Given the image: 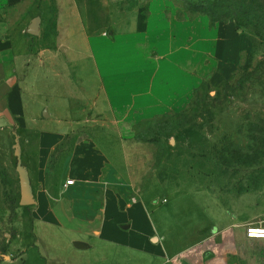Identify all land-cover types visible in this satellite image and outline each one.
<instances>
[{"label": "crops", "instance_id": "crops-1", "mask_svg": "<svg viewBox=\"0 0 264 264\" xmlns=\"http://www.w3.org/2000/svg\"><path fill=\"white\" fill-rule=\"evenodd\" d=\"M166 2L130 22L114 0L45 1L42 34L48 18L58 44L35 49L31 2L0 0V137L15 138L16 158L19 145L35 222L31 243L7 241L8 256L0 241V264H264L246 219L222 211L186 227L169 199L157 203L155 170L147 181L154 149L139 126L192 100L205 58L225 64L227 33L243 55L233 22L172 21L157 15Z\"/></svg>", "mask_w": 264, "mask_h": 264}, {"label": "rangeland", "instance_id": "rangeland-1", "mask_svg": "<svg viewBox=\"0 0 264 264\" xmlns=\"http://www.w3.org/2000/svg\"><path fill=\"white\" fill-rule=\"evenodd\" d=\"M29 1L32 5L30 15L41 16L43 3L48 0ZM114 1L120 9L128 12L130 22L137 18L138 11L145 22L151 15L149 6L152 0ZM165 1L169 3L166 2V7L163 6L157 15L161 13L172 18V21L175 19L182 23L196 20L201 15L209 17L204 13L189 11L187 3H193L202 11H212L217 17L226 19L213 24L209 17L211 28L218 23L233 22L237 34L243 39V55H239V58L235 56L234 51L239 44L236 39L230 40L233 35L227 33L226 39L230 45L227 46L228 42L225 46L219 45V55L225 64L205 58V63H209L205 65L203 73L194 71L200 83H196L192 100L179 111L145 121L139 126L138 138L154 149L151 158L155 160L153 167H147V181H152L155 170L161 184L157 203L163 206L169 199V207L172 205L174 208L173 218L178 222L186 221V227L197 225L205 214L222 211L232 220L240 217L246 219L249 225L262 224L264 0ZM45 25L46 32L42 34L41 28V35L34 38L30 47L41 49L57 46L58 43L52 39L56 35V26L48 18ZM15 145V138L0 137V181L3 189L0 241L6 245L1 248L4 256H8L9 240L31 243V227H35L31 208L25 211L26 207L21 205L23 188ZM171 193L179 195L175 197L177 200ZM201 204L203 208H200Z\"/></svg>", "mask_w": 264, "mask_h": 264}, {"label": "water", "instance_id": "water-1", "mask_svg": "<svg viewBox=\"0 0 264 264\" xmlns=\"http://www.w3.org/2000/svg\"><path fill=\"white\" fill-rule=\"evenodd\" d=\"M41 22H42V19L40 17L35 18L32 21L27 31L28 34L34 37H38L41 33ZM16 150H17L18 171H19V176H20V182L23 188V197H22L21 205L23 207H30L34 204L32 188H31L28 176H27V170L25 167H23L22 162H21V154H20L19 145L16 146ZM74 245L79 249H83L87 247L86 244L81 243V242H76Z\"/></svg>", "mask_w": 264, "mask_h": 264}, {"label": "built area", "instance_id": "built-area-1", "mask_svg": "<svg viewBox=\"0 0 264 264\" xmlns=\"http://www.w3.org/2000/svg\"><path fill=\"white\" fill-rule=\"evenodd\" d=\"M74 181H68L67 185L72 186ZM255 233V234H254ZM247 237L249 239H262L264 240V223L251 224L247 226Z\"/></svg>", "mask_w": 264, "mask_h": 264}, {"label": "trees", "instance_id": "trees-1", "mask_svg": "<svg viewBox=\"0 0 264 264\" xmlns=\"http://www.w3.org/2000/svg\"><path fill=\"white\" fill-rule=\"evenodd\" d=\"M187 8L189 9V11L196 12V13H204L205 15H208L211 18L213 24H216L217 22L225 21L226 20L223 17H217L215 15V13L212 12V11H202L201 8H197L193 3H187ZM231 18L232 17H230L229 19H231ZM237 20H238V18H237ZM26 210L29 211L30 208L29 207H26L25 208V211Z\"/></svg>", "mask_w": 264, "mask_h": 264}, {"label": "snow or ice", "instance_id": "snow-or-ice-1", "mask_svg": "<svg viewBox=\"0 0 264 264\" xmlns=\"http://www.w3.org/2000/svg\"><path fill=\"white\" fill-rule=\"evenodd\" d=\"M255 234V233H254Z\"/></svg>", "mask_w": 264, "mask_h": 264}]
</instances>
